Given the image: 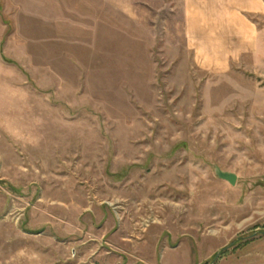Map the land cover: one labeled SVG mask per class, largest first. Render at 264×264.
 I'll list each match as a JSON object with an SVG mask.
<instances>
[{
	"label": "rangeland",
	"instance_id": "rangeland-1",
	"mask_svg": "<svg viewBox=\"0 0 264 264\" xmlns=\"http://www.w3.org/2000/svg\"><path fill=\"white\" fill-rule=\"evenodd\" d=\"M181 1L0 0V264H264V15L196 57Z\"/></svg>",
	"mask_w": 264,
	"mask_h": 264
},
{
	"label": "crops",
	"instance_id": "crops-1",
	"mask_svg": "<svg viewBox=\"0 0 264 264\" xmlns=\"http://www.w3.org/2000/svg\"><path fill=\"white\" fill-rule=\"evenodd\" d=\"M180 13L183 38L196 57L243 55L256 44L250 18L264 15V0H182Z\"/></svg>",
	"mask_w": 264,
	"mask_h": 264
},
{
	"label": "water",
	"instance_id": "water-1",
	"mask_svg": "<svg viewBox=\"0 0 264 264\" xmlns=\"http://www.w3.org/2000/svg\"><path fill=\"white\" fill-rule=\"evenodd\" d=\"M216 175L220 180L226 181L228 182L230 185L234 186L236 183V176L230 173H226V172H221V171H216ZM228 249V247H226L225 249L221 250L217 255L216 258L224 251Z\"/></svg>",
	"mask_w": 264,
	"mask_h": 264
}]
</instances>
